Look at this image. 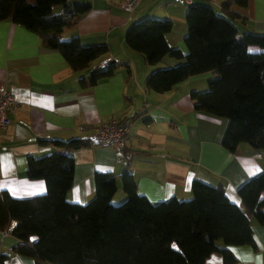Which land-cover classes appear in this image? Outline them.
I'll return each mask as SVG.
<instances>
[{
  "label": "trees",
  "instance_id": "1",
  "mask_svg": "<svg viewBox=\"0 0 264 264\" xmlns=\"http://www.w3.org/2000/svg\"><path fill=\"white\" fill-rule=\"evenodd\" d=\"M247 0H226L220 12L207 0L186 6V54L167 41L169 20L146 18L132 24L124 41L148 66L165 56L181 61L153 71L146 88L158 94L170 92L188 78L211 73L207 88L192 91L196 112L227 121L223 147L235 152L246 144L264 157V35L241 34L233 21H244L230 11ZM90 5L80 0H0V22L10 20L39 36L42 45L58 51L75 71H84L106 55V46H82L78 37L62 39ZM253 49H259L255 51ZM111 63L93 72L87 86L112 76ZM56 150L27 159L26 175L43 180L46 194L14 199L0 192V231L12 222L17 239L10 253L33 259L35 264H204L213 253L223 264H236L231 246L254 247L252 221L264 226V171L237 189L240 206L232 203L221 185L198 180L191 198L150 203L138 194L132 175L122 174L126 198L118 206L116 177L95 174V193L85 205L72 204L66 196L72 188V152L88 146L84 139L39 141ZM36 238L30 243V238ZM9 253H0L5 264Z\"/></svg>",
  "mask_w": 264,
  "mask_h": 264
},
{
  "label": "crops",
  "instance_id": "2",
  "mask_svg": "<svg viewBox=\"0 0 264 264\" xmlns=\"http://www.w3.org/2000/svg\"><path fill=\"white\" fill-rule=\"evenodd\" d=\"M123 1L80 0L90 9L62 33V39L78 37L82 46L108 49L84 71H75L58 51L44 47L35 33L10 20L0 22V83L17 103L8 115L10 124L0 128V192L14 199L45 195V182L26 175L29 156L56 150L39 141L87 142L101 124L116 121L130 125L125 150L88 143L72 152L68 202L87 204L95 193V174L111 173L117 186L112 203L118 205L126 198L120 177L128 172L138 194L152 204L190 199L192 183L198 180L221 185L227 198L240 206L237 189L264 171V157L257 158L246 144L229 152L222 145L227 121L195 111L190 94L206 90L212 74L190 77L164 94L152 92L146 88L149 75L181 61L165 56L158 65L148 66L124 41L132 24L146 18L167 19L172 24L168 44L185 55L186 6L172 0H141L128 12ZM224 1L207 0V4L218 13ZM230 11L244 21H233L241 34L264 35V0H247L245 6L232 5ZM111 63L118 65L112 76L87 86L93 72ZM252 233L254 247L228 248L236 264H264V226L252 221ZM16 243L10 231H0V253L10 254L5 264H35L30 257L10 253ZM204 264H223L222 256L213 253Z\"/></svg>",
  "mask_w": 264,
  "mask_h": 264
},
{
  "label": "built area",
  "instance_id": "3",
  "mask_svg": "<svg viewBox=\"0 0 264 264\" xmlns=\"http://www.w3.org/2000/svg\"><path fill=\"white\" fill-rule=\"evenodd\" d=\"M141 0H124L122 7L132 12ZM175 3L181 5H189L192 0H172ZM17 103L13 95L8 91L4 84L0 83V128H5L10 124L8 118L9 113L13 112ZM82 131L85 128L81 129ZM130 125L126 123H119L116 121H110L108 123L101 124L95 131L88 137L87 142L90 145H97L102 148H112L117 151L125 150V139L129 133ZM257 158L261 157V154L255 155ZM14 224V223H13ZM13 224L5 232H11Z\"/></svg>",
  "mask_w": 264,
  "mask_h": 264
},
{
  "label": "water",
  "instance_id": "4",
  "mask_svg": "<svg viewBox=\"0 0 264 264\" xmlns=\"http://www.w3.org/2000/svg\"><path fill=\"white\" fill-rule=\"evenodd\" d=\"M35 241H36V238H34V237L30 238V240H29L30 243H34Z\"/></svg>",
  "mask_w": 264,
  "mask_h": 264
},
{
  "label": "rangeland",
  "instance_id": "5",
  "mask_svg": "<svg viewBox=\"0 0 264 264\" xmlns=\"http://www.w3.org/2000/svg\"><path fill=\"white\" fill-rule=\"evenodd\" d=\"M121 204V203H120ZM114 206H118V205H114Z\"/></svg>",
  "mask_w": 264,
  "mask_h": 264
}]
</instances>
